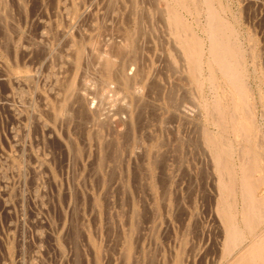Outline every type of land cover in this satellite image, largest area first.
<instances>
[{
	"label": "rangeland",
	"instance_id": "rangeland-1",
	"mask_svg": "<svg viewBox=\"0 0 264 264\" xmlns=\"http://www.w3.org/2000/svg\"><path fill=\"white\" fill-rule=\"evenodd\" d=\"M196 1L176 10L207 54L205 0ZM172 3L0 0V264H233L250 242L237 189L233 216L244 231L238 249L225 247L219 174L201 133L221 134L207 107L217 98L229 105L230 93L218 73L214 88L207 78L196 88L185 60L162 39L159 18ZM214 5L235 29L245 56L252 132L264 150V0ZM120 46L122 57L115 50ZM95 48L135 76L127 93L115 80L105 87ZM72 83L80 89L75 98L66 92ZM225 137L238 178L240 139ZM254 177L263 182L257 191L262 198L264 161Z\"/></svg>",
	"mask_w": 264,
	"mask_h": 264
},
{
	"label": "bare ground",
	"instance_id": "bare-ground-1",
	"mask_svg": "<svg viewBox=\"0 0 264 264\" xmlns=\"http://www.w3.org/2000/svg\"><path fill=\"white\" fill-rule=\"evenodd\" d=\"M109 1V0H108ZM147 1V0H146ZM150 1V0H149ZM188 0H172L175 6L172 3V7L168 6L166 11L162 13L161 25L159 33H161L162 39L168 44L174 52L178 53L179 57L181 56L186 62L187 69L192 77V83L195 84L196 88L199 90L204 87V79L208 80L210 85L214 88L216 85L215 74L218 73L223 80L225 86L228 88L230 93V104L225 105L219 98L214 99L210 104V107H207V110L212 115L213 120L220 128L221 134L219 136H213L212 134L202 131L205 143L210 148L212 153V159L214 166L216 167L219 174V193L221 199L220 210L222 211V216L224 217V242L225 247L231 251L234 248H239L237 243L241 241L240 228L237 226L236 221L234 220L233 210H235L234 197L237 194V189H239V194L242 199V223L244 224V229L247 230L251 235L250 242L245 247H240L238 251V258L233 262V264H264V197H257L258 189L263 186V182L260 181L261 178H253L254 173L262 168V159H264V150L259 146L258 139L254 137L252 132L254 119L251 111L250 104V92L249 87L246 84V72L244 69L243 52L240 49V46L236 39L235 29L233 30L232 26L227 24L224 19L220 16V9L218 10L214 5V0H205V16H206V34L207 40H209V46L207 54L205 52L202 41L195 36V33L191 30V27L184 21L181 14L176 10V5L179 7H185ZM199 1V0H198ZM204 1V0H203ZM202 1V2H203ZM220 1V0H219ZM143 2V1H142ZM153 2V0H152ZM155 2V1H154ZM158 2V1H156ZM168 2V1H167ZM171 2V1H170ZM195 5L197 1L193 0ZM151 3V2H150ZM149 3V4H150ZM192 3V2H191ZM115 4V3H114ZM155 4V3H154ZM189 4V3H188ZM82 5V4H81ZM116 5V4H115ZM170 5V4H169ZM142 6V5H141ZM144 6V5H143ZM150 6V5H149ZM198 6V5H197ZM204 6V5H203ZM156 10L157 6L155 5ZM218 7V6H217ZM18 10V9H17ZM159 11V10H157ZM161 11V12H162ZM193 11V10H192ZM134 12V11H133ZM154 12V11H152ZM160 12V13H161ZM181 12V11H180ZM145 13V12H144ZM7 14V13H6ZM39 14V13H38ZM84 14V13H83ZM88 15V14H87ZM86 15V16H87ZM111 16V15H110ZM120 16V15H119ZM157 16V15H156ZM184 16V15H183ZM226 16V15H225ZM44 17V16H43ZM204 17V16H203ZM10 18V17H9ZM142 18V17H141ZM196 18V17H195ZM3 19V18H2ZM107 19V18H106ZM129 19V18H128ZM99 20V19H98ZM141 20V19H139ZM125 21V20H124ZM126 22V21H125ZM140 22V21H139ZM155 22V21H154ZM202 22V21H201ZM125 24V23H124ZM155 24V23H154ZM110 25V24H109ZM142 25V24H141ZM156 25V24H155ZM83 26V25H82ZM103 27V26H102ZM142 27V26H141ZM143 29V28H141ZM194 29V28H193ZM138 30H140L138 28ZM150 30V29H149ZM107 31V30H106ZM142 31V30H141ZM102 32V31H101ZM151 32V31H150ZM153 32V31H152ZM120 33V32H119ZM124 33V32H123ZM132 33V32H131ZM103 34V33H102ZM130 34V33H129ZM141 34H143L141 32ZM104 35V34H103ZM115 35V34H114ZM128 35V34H127ZM140 35V34H139ZM138 35V36H139ZM87 36V35H86ZM94 36V35H93ZM126 36V35H125ZM124 36V38H125ZM137 36V33H136ZM158 36V34H157ZM5 37V36H4ZM81 37V36H80ZM85 37V36H84ZM155 37V36H154ZM9 38V37H8ZM70 38V37H69ZM112 38V37H111ZM114 38V37H113ZM122 38V37H120ZM140 39V37H137ZM46 39V38H44ZM134 39V38H133ZM138 39V40H139ZM150 39V38H149ZM148 39V40H149ZM158 39V38H157ZM239 39V38H238ZM125 40V39H124ZM129 40V38H128ZM135 40V39H134ZM99 41V40H98ZM127 41V40H126ZM146 41V40H145ZM159 41V40H158ZM161 41V40H160ZM123 42V40H122ZM121 42V43H122ZM125 42V41H124ZM123 42V43H124ZM129 42V41H128ZM136 42V41H135ZM138 42V41H137ZM136 42V43H137ZM83 43V41H82ZM122 43V44H123ZM134 43V42H133ZM147 43H149L147 41ZM145 43V44H147ZM152 43V42H151ZM160 43V42H158ZM38 44V43H37ZM90 44V43H89ZM101 44V43H100ZM108 44V43H107ZM106 44V45H107ZM117 44V43H116ZM115 44V45H116ZM128 43H126L127 46ZM135 44V43H134ZM133 44V46H134ZM138 44V43H137ZM46 45V44H45ZM104 45V44H102ZM110 44H108L109 46ZM161 45V44H160ZM112 46V45H111ZM124 46V45H121ZM118 50L121 52L120 56L125 53L123 47ZM138 46V45H136ZM141 46V45H140ZM167 46V45H166ZM97 47V46H95ZM101 47V46H100ZM130 47V46H129ZM161 47V46H160ZM164 48V46H162ZM90 48V47H89ZM108 48V47H107ZM106 48V49H107ZM119 48V47H116ZM126 48V47H125ZM137 48V47H136ZM246 48V47H245ZM96 49H91L95 56V63L99 69V73L102 74V78L106 83L107 81L115 80L119 85L120 90L128 92L130 84L129 80L135 77L132 75L124 74V64H117L114 59H111L108 56V52L96 53ZM105 49V50H106ZM111 50V47H109ZM140 49V48H139ZM138 49V50H139ZM133 50V48H132ZM137 50V49H136ZM147 50V49H146ZM160 50V48H159ZM87 51V50H86ZM89 51V50H88ZM134 51V50H133ZM85 52V49L83 50ZM101 52V51H100ZM112 52V51H111ZM128 52V51H126ZM130 52V51H129ZM161 52V51H160ZM123 53V54H122ZM112 54V53H111ZM117 54V53H116ZM119 54V53H118ZM133 54V53H131ZM138 55L141 52L137 53ZM166 54V53H165ZM46 55V54H45ZM82 55V52H81ZM91 55V54H90ZM114 56V54H112ZM130 55V54H129ZM142 55V54H141ZM164 55V54H163ZM167 55V54H166ZM176 55V54H175ZM93 56V55H92ZM93 56V58H94ZM116 56V55H115ZM161 56V55H160ZM32 57V56H31ZM119 57V56H118ZM122 57V56H121ZM120 59H123L121 58ZM135 57V56H134ZM133 57V58H134ZM177 57V56H176ZM180 57V58H181ZM247 57V56H246ZM249 57V56H248ZM30 58V57H29ZM91 58V57H90ZM127 58V57H126ZM156 58V57H155ZM162 58V57H161ZM31 59V58H30ZM57 59V57H56ZM118 59V58H117ZM135 59V58H134ZM141 59V58H140ZM147 59V58H146ZM167 59V58H165ZM181 59V60H182ZM64 60V59H63ZM87 60V59H86ZM89 60H92L89 59ZM127 60V59H126ZM144 61L145 58L143 57ZM180 61V59L178 58ZM182 60V61H183ZM93 61V60H92ZM118 62L120 60H117ZM131 61V60H130ZM134 61V60H133ZM146 61V60H145ZM166 61V60H164ZM163 61V63H165ZM169 61V60H167ZM69 62V61H68ZM72 62V61H71ZM89 62V61H88ZM94 62V61H93ZM141 62V61H140ZM139 59L137 65L140 63ZM120 63V62H119ZM126 64H129L125 61ZM132 63V61H131ZM168 63V62H167ZM181 63V62H180ZM179 63V64H180ZM248 63V62H247ZM69 64V63H68ZM89 64V63H88ZM142 64V62H141ZM144 64V63H143ZM183 64V63H182ZM77 65V64H76ZM86 65V64H85ZM95 65V66H96ZM251 65V64H250ZM88 66V65H87ZM90 66V65H89ZM93 66V65H92ZM142 67V65H140ZM168 66L174 71L176 70V63L169 62ZM181 64L179 65V67ZM165 67V66H162ZM86 68V67H85ZM167 68V67H166ZM84 69V68H83ZM142 69V68H141ZM164 69V68H163ZM131 70V69H130ZM135 70V69H134ZM143 70V69H142ZM142 70H138L140 76L142 75ZM82 71V70H81ZM98 71V70H97ZM96 71V72H97ZM136 71V70H135ZM137 71V74H138ZM182 71V70H181ZM184 71V70H183ZM57 72V71H56ZM86 72V71H85ZM165 72V71H164ZM176 72V71H175ZM62 73V72H61ZM88 73V72H86ZM155 73V72H154ZM178 73V72H177ZM181 73V72H180ZM2 74V73H1ZM82 74V73H81ZM145 74V73H144ZM162 74V71H161ZM187 75V74H186ZM92 76V75H91ZM165 76V75H164ZM185 76V75H184ZM206 76V77H205ZM65 77V76H64ZM144 77V75L142 76ZM180 76L179 78H182ZM96 78V77H95ZM99 78V77H98ZM97 78V79H98ZM152 78V77H150ZM176 78V77H175ZM178 78V79H179ZM186 78V77H185ZM143 79V78H142ZM177 79V78H176ZM43 80V79H42ZM180 80V79H179ZM189 80V79H188ZM1 81V80H0ZM35 81V80H34ZM155 81V80H154ZM168 81V80H167ZM166 81V82H167ZM187 81V80H186ZM98 82V81H97ZM102 82V81H101ZM99 82V83H101ZM68 83V82H67ZM95 83V82H94ZM112 83V82H111ZM183 83V82H182ZM181 83V84H182ZM256 83V82H255ZM98 84V83H96ZM110 84V83H109ZM175 84V83H174ZM184 84V83H183ZM187 84V82H186ZM105 85V84H103ZM117 85V86H118ZM203 85V87H202ZM207 85V84H206ZM77 86V85H76ZM136 86V85H135ZM155 86V85H154ZM159 86V84H158ZM187 86V85H186ZM185 86V87H186ZM194 86V87H195ZM224 86V87H225ZM252 86V85H251ZM259 86V85H258ZM7 87V86H6ZM25 87V86H24ZM81 87V86H80ZM193 87V86H192ZM225 87V89H226ZM16 88V87H15ZM79 88V87H78ZM158 88V87H157ZM190 88V87H189ZM108 89V88H107ZM118 89V88H117ZM175 89V88H174ZM187 89V88H186ZM50 90V89H49ZM80 90L75 88V84L72 83L66 89L69 98L77 95L75 91ZM88 90V89H87ZM161 90V89H160ZM159 90V91H160ZM168 90V89H167ZM185 90V88L183 89ZM188 90V89H187ZM110 91V90H109ZM175 91V90H174ZM186 91V90H185ZM99 92V91H98ZM140 92V91H139ZM183 92V91H182ZM187 92V91H186ZM252 92V91H251ZM79 93V92H78ZM146 93V92H145ZM150 93V92H149ZM159 93V92H158ZM170 93V92H169ZM175 93V92H174ZM188 93V92H187ZM184 93V94H187ZM217 93V92H216ZM228 94V92H227ZM88 95V93H87ZM109 95V94H108ZM168 95V94H167ZM166 95V96H167ZM182 95V94H181ZM218 95V93H217ZM8 96V95H7ZM103 96V95H102ZM112 96V95H111ZM124 96V94H123ZM128 96V95H127ZM126 96V97H127ZM173 96V95H171ZM179 96V95H178ZM219 96V95H218ZM217 96V97H218ZM119 97V96H118ZM181 97V96H180ZM190 97V96H189ZM67 98V97H66ZM75 98V96H74ZM78 98V97H77ZM112 98V97H111ZM114 98V97H113ZM174 98V97H173ZM187 98V97H184ZM228 98V96H227ZM254 98V97H253ZM191 99V98H189ZM225 99V98H224ZM72 100V99H71ZM78 100V99H77ZM151 100V99H150ZM158 100V99H157ZM182 100V99H181ZM114 101V100H113ZM134 101V100H133ZM138 101V100H137ZM81 102V101H79ZM194 102V101H193ZM207 102V101H206ZM256 102V101H255ZM123 103V102H122ZM148 103V101H147ZM27 104V103H26ZM70 104V103H69ZM140 104V103H139ZM172 104V103H171ZM81 105V104H80ZM84 105V104H83ZM113 105V104H112ZM256 105V104H255ZM24 106V105H23ZM78 106V105H77ZM82 106V105H81ZM100 106V105H99ZM182 106V105H181ZM208 106V105H207ZM254 106V105H253ZM83 107V106H82ZM85 107V106H84ZM113 107V106H112ZM119 107V106H118ZM123 107V106H122ZM206 107V106H205ZM107 108V107H106ZM177 108V107H176ZM189 108V107H188ZM117 109V107H116ZM121 109V107H120ZM125 109V108H124ZM123 109V110H124ZM127 112L129 108L127 107ZM125 109V110H126ZM133 109V108H132ZM205 109V108H204ZM93 110V109H92ZM95 110V109H94ZM93 110V112H94ZM176 110V109H175ZM262 110V109H261ZM75 111V110H74ZM80 111V110H79ZM85 111V110H84ZM83 111V112H84ZM110 111V110H109ZM126 112V111H125ZM126 112V113H127ZM86 113V112H85ZM260 113V112H259ZM73 114V113H72ZM185 114V113H184ZM17 115V114H16ZM114 115V114H113ZM119 115V114H118ZM126 115V114H125ZM135 115V114H134ZM170 115V114H169ZM186 115V114H185ZM262 115V114H261ZM85 116V115H84ZM88 116V115H87ZM174 116V115H173ZM23 117V116H22ZM60 117V116H59ZM89 117V116H88ZM130 117V116H129ZM136 117V116H135ZM210 117V116H209ZM117 118V117H116ZM120 120L121 117H119ZM60 119V118H59ZM65 119V118H64ZM63 119V120H64ZM86 119V118H85ZM114 119V117H113ZM124 120V119H123ZM122 120V121H123ZM130 120V119H129ZM134 120V119H133ZM154 120V119H153ZM97 121V120H96ZM117 121V122H116ZM125 121V120H124ZM123 121V122H124ZM148 121V120H147ZM79 122V121H78ZM90 122V121H89ZM118 125V119H114ZM121 122V121H120ZM135 122V121H134ZM185 122V121H184ZM205 122V121H204ZM263 122V121H262ZM37 123V122H36ZM80 123V122H79ZM101 123V122H100ZM207 123V122H206ZM77 124V123H76ZM83 124V123H82ZM103 124V123H102ZM128 124V123H126ZM145 124V122H144ZM163 124V123H162ZM120 125V123H119ZM118 125V126H119ZM117 126V127H118ZM123 126V125H121ZM145 126V125H144ZM256 126V125H255ZM258 126V125H257ZM104 127V126H103ZM113 127V126H112ZM128 127V126H127ZM147 127V126H146ZM156 127V126H155ZM200 127V125H199ZM203 127V126H202ZM215 127V126H213ZM50 128V127H49ZM66 128V127H65ZM130 128V127H129ZM132 128V127H131ZM257 128V127H255ZM118 129V128H117ZM173 129V127H171ZM74 130V129H73ZM122 131V130H121ZM195 131V130H194ZM130 132V131H128ZM126 132V133H128ZM172 132V130H171ZM183 132V131H182ZM45 133V132H44ZM113 133V132H112ZM171 134V133H170ZM173 134V133H172ZM198 134V133H197ZM227 134H232L234 137L239 138L238 144L239 155L241 157V165L239 167L240 175L237 178L235 175L234 169L230 163V156L233 153L230 143L226 139ZM257 134V133H256ZM147 135V134H146ZM216 135V134H215ZM123 136V134H122ZM177 136V135H176ZM202 136V135H201ZM260 136V134H259ZM124 137V136H123ZM229 137V136H227ZM178 140V139H177ZM203 140V139H202ZM236 140V139H235ZM236 140V141H238ZM190 141V140H189ZM188 141V142H189ZM14 142V141H13ZM122 142V141H121ZM127 142H130L128 140ZM136 142V141H135ZM179 142V141H177ZM198 142V141H197ZM196 142V143H197ZM201 142V141H200ZM203 142V141H202ZM86 144V143H85ZM112 144V143H111ZM194 144V143H193ZM199 144V143H198ZM255 144L257 149L255 148ZM108 145V144H107ZM130 145V144H129ZM137 145V144H136ZM140 145V144H139ZM147 145V144H146ZM178 145V144H177ZM88 146V145H87ZM121 146V145H120ZM168 146V145H167ZM127 147V146H126ZM186 147V146H185ZM198 147V146H197ZM200 147V145H199ZM237 147V146H236ZM264 147V146H263ZM203 148V147H202ZM206 148V147H205ZM177 149V148H176ZM200 149V148H199ZM116 150V149H115ZM201 150V149H200ZM208 150V149H207ZM176 151V150H175ZM180 151V150H179ZM188 151V150H187ZM209 151V150H208ZM236 149L234 150V152ZM153 152V151H152ZM163 152V151H162ZM184 153V152H183ZM115 154V153H114ZM83 155V154H82ZM155 155V154H154ZM161 155V154H160ZM238 155V157H239ZM166 156V155H165ZM175 156V155H174ZM164 157V156H163ZM162 158V157H161ZM160 158V159H161ZM165 158V157H164ZM145 159V158H144ZM208 160V158H207ZM77 161V160H76ZM138 161V160H137ZM164 161V160H163ZM158 162V161H157ZM174 162V161H173ZM176 162V161H175ZM31 163V162H30ZM142 163V162H141ZM160 163V162H159ZM166 163V162H165ZM87 165V164H86ZM136 165V164H135ZM140 167V166H139ZM110 168V167H109ZM202 168V166H201ZM113 169V168H112ZM111 169V170H112ZM96 170V169H95ZM185 171V170H184ZM202 171V170H200ZM73 172V171H72ZM143 172V171H142ZM237 172V171H236ZM75 173V172H74ZM211 174V173H210ZM160 175V174H159ZM163 175V174H162ZM35 176V175H34ZM137 176V175H136ZM189 176V175H188ZM157 177V176H156ZM160 177V176H159ZM31 178V177H30ZM137 178V177H136ZM164 178V177H163ZM212 178V177H211ZM39 179V178H38ZM83 180V179H82ZM71 181V180H70ZM45 183V182H44ZM73 183V182H71ZM82 183V182H81ZM162 183V182H161ZM2 184V183H1ZM137 184V183H136ZM144 184V183H143ZM36 185V184H35ZM34 185V186H35ZM145 185V184H144ZM160 185V184H159ZM205 185V184H204ZM23 186V185H22ZM210 186V185H209ZM49 187V186H48ZM109 187V186H107ZM138 187V186H137ZM136 187V188H137ZM167 187V186H166ZM117 188V187H116ZM162 188V187H161ZM213 188V186H212ZM110 189V188H109ZM118 189V188H117ZM195 189V188H194ZM214 189V188H213ZM147 190V189H146ZM116 191V190H115ZM188 191V190H187ZM6 192V191H5ZM127 192V191H126ZM63 193V192H62ZM80 194V193H79ZM117 194V193H116ZM149 195V194H148ZM142 196V195H141ZM166 196V195H165ZM211 197V196H210ZM163 200V199H162ZM48 201V200H47ZM64 202V201H63ZM9 203V202H8ZM55 203V202H54ZM80 203V202H78ZM106 203V202H105ZM175 203V202H174ZM40 204V203H39ZM108 204V202H107ZM143 204V203H142ZM191 204V203H190ZM112 205V204H111ZM75 206V205H74ZM95 209V208H94ZM219 210V211H220ZM59 211V210H58ZM128 212V211H127ZM146 214V213H145ZM240 214V213H239ZM141 215V214H140ZM61 220V219H60ZM142 221V220H141ZM194 221V220H193ZM143 222V221H142ZM135 223V222H134ZM184 223V222H183ZM71 224V223H70ZM83 224V223H82ZM85 224V223H84ZM166 224V223H165ZM242 224V225H243ZM58 227V226H57ZM71 228V227H70ZM77 228V227H76ZM110 228V227H109ZM73 230V229H72ZM154 230V229H153ZM191 230V229H190ZM218 231V230H217ZM74 232V231H73ZM154 232V231H153ZM152 232V233H153ZM219 232V231H218ZM246 232V231H245ZM245 235V234H244ZM247 235V233H246ZM66 236V235H65ZM77 236V235H76ZM115 236V235H114ZM142 236V235H141ZM248 236V235H247ZM37 237V236H36ZM153 237V236H152ZM121 238V237H120ZM119 238V239H120ZM140 238V237H139ZM137 239V238H136ZM106 240V239H105ZM112 240V239H111ZM243 240V239H242ZM110 241V240H109ZM246 241V240H245ZM138 242V241H137ZM116 244V243H115ZM138 244V243H137ZM216 244V243H215ZM241 244V243H240ZM247 244V243H245ZM89 246V245H88ZM153 247V246H152ZM111 248V247H110ZM116 250V248H115ZM233 252V251H232ZM235 252V251H234ZM115 254V252H114ZM135 254V253H134ZM231 254V253H230ZM235 254V253H234ZM76 255V254H75ZM74 255V256H75ZM108 255V254H107ZM156 255V254H155ZM236 255V254H235ZM73 256V255H72ZM77 256V255H76ZM92 256V255H91ZM230 256V255H229ZM70 257V256H69ZM123 257V256H122ZM172 257V256H171ZM228 257V256H227ZM154 258V257H153ZM184 258V257H183ZM108 259V258H106ZM122 259V258H121ZM151 259V258H150ZM156 259V258H155ZM227 259V258H226ZM225 259V260H226ZM231 259V258H230ZM229 259V260H230ZM120 260V259H119ZM233 261V260H232ZM107 262V260H106ZM155 262V261H154ZM224 262V261H223ZM227 262V261H226ZM65 263V262H64ZM150 263V262H149ZM152 263V262H151ZM231 263V262H230ZM92 264V263H91Z\"/></svg>",
	"mask_w": 264,
	"mask_h": 264
}]
</instances>
